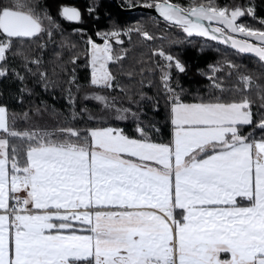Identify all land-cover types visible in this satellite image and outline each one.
Returning a JSON list of instances; mask_svg holds the SVG:
<instances>
[{
    "label": "snow or ice",
    "instance_id": "obj_1",
    "mask_svg": "<svg viewBox=\"0 0 264 264\" xmlns=\"http://www.w3.org/2000/svg\"><path fill=\"white\" fill-rule=\"evenodd\" d=\"M134 6L154 9L165 31L112 22L94 37L61 23L83 21L76 6L61 4L58 19L46 0H0V77L19 83L21 104L30 78L66 101L51 124L34 120L43 100L22 112L0 103V264H264V71L225 57L196 69L207 82L192 92L171 50L198 37L264 69V16L253 0ZM97 7L86 11L99 19ZM133 34L148 52L125 69L129 49L113 40ZM146 100L163 109L166 138L158 118H142Z\"/></svg>",
    "mask_w": 264,
    "mask_h": 264
},
{
    "label": "trees",
    "instance_id": "obj_2",
    "mask_svg": "<svg viewBox=\"0 0 264 264\" xmlns=\"http://www.w3.org/2000/svg\"><path fill=\"white\" fill-rule=\"evenodd\" d=\"M48 3L51 13L54 16H58V8L61 4H69L76 6L81 9L83 14V21L80 23H68L64 20H61V23L64 25L65 29H70L72 27L83 28L87 30V34H91L95 37V32L97 29L106 28L110 23L116 22L120 25H127L133 21L141 20L143 25L149 31H165L163 26L159 29L155 27L154 16L150 14H145L142 12L135 13H122L120 12L115 4L110 0H46ZM118 4L122 8H130L134 7L137 4V0H117ZM182 3H187L188 0H181ZM219 3L228 2V0H218ZM256 6V14L257 16H264V0H253ZM91 3H96L98 5L97 11L99 13V19L96 18V13L89 14L86 9ZM144 7V6H143ZM153 17V19H149V17ZM247 21L252 24H258V22L250 17H246ZM172 32L178 33V29H172ZM69 39L79 44L80 48H83V40L80 38V34H69ZM98 43H103L102 39L96 38ZM137 36L133 34L132 44H129V40L127 36H123L122 40L124 41L123 45H118L117 42L113 40V46L115 48H126L129 49L127 59L124 60L125 69L134 64V62L140 59L141 53H147L148 48L146 46H135L137 41ZM201 38H195L193 43H181L175 44L172 46L171 50L178 54L182 60H184L188 64V71L186 74H183L180 79L185 89H189L194 92L198 85H203L206 83L205 77L199 75L196 72L197 68L206 69L209 64L215 63L217 61L223 60V58L227 57L229 59L236 60L238 63L242 65H246L247 69H255L256 72L264 71L261 69L258 64L251 58V56L246 55H233L232 51H225V46L219 45L216 46H201L200 42ZM157 43H161V41H157ZM164 46L168 47L167 41H163ZM111 70L120 77L121 81L125 84L129 83V80L126 76L121 74V69L115 62H109ZM51 68L50 65H46ZM76 73L80 82H83L87 76L90 75V68L87 66L86 60L81 56L79 65H77ZM148 78H151L150 76ZM136 81H139L140 77L137 75L135 77ZM27 84L30 87L35 89L32 95L25 94L24 103L21 104L15 99L13 93L16 92L19 88L18 82H13L10 78L0 77V103H7L10 109L16 110L18 112H22L25 108H29V106H35L39 103V101L43 100L46 102L48 106V112H45L43 117L35 116L34 120L43 123H55L56 115L54 110H65L66 101L63 98V93L60 88L45 91L38 84H34L33 80L30 78L27 81ZM148 91L149 95L153 94V89L145 88ZM190 94L186 96V98H190ZM84 103H88L90 107L95 106L94 101H84ZM144 107L146 109V115L142 118L153 119L158 118L160 124L158 126L164 128V134L166 138L167 127L163 124V109L161 108L159 113H156L152 110V104L150 101H144ZM24 121H18V127H24ZM123 127L126 131H133V124L131 121L121 122L119 125ZM247 129H245L246 131Z\"/></svg>",
    "mask_w": 264,
    "mask_h": 264
},
{
    "label": "water",
    "instance_id": "obj_3",
    "mask_svg": "<svg viewBox=\"0 0 264 264\" xmlns=\"http://www.w3.org/2000/svg\"><path fill=\"white\" fill-rule=\"evenodd\" d=\"M112 1L116 8L122 12V13H126V14H129V13H135V12H142V13H145V14H150L152 16H157L158 14L155 13L154 9H149V8H146V7H143V6H134V7H130V8H122L117 0H110ZM222 45V44H221ZM224 46V45H222ZM246 56H250V54H244Z\"/></svg>",
    "mask_w": 264,
    "mask_h": 264
},
{
    "label": "rangeland",
    "instance_id": "obj_4",
    "mask_svg": "<svg viewBox=\"0 0 264 264\" xmlns=\"http://www.w3.org/2000/svg\"><path fill=\"white\" fill-rule=\"evenodd\" d=\"M115 41V40H114ZM116 42V41H115Z\"/></svg>",
    "mask_w": 264,
    "mask_h": 264
}]
</instances>
